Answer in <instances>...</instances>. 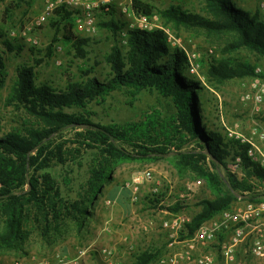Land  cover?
I'll return each instance as SVG.
<instances>
[{"label": "trees", "instance_id": "trees-1", "mask_svg": "<svg viewBox=\"0 0 264 264\" xmlns=\"http://www.w3.org/2000/svg\"><path fill=\"white\" fill-rule=\"evenodd\" d=\"M5 1L0 0V3ZM12 1L17 7L26 0ZM134 9L145 16H152L156 10L154 5L138 0L134 1ZM206 10L211 20L174 6L161 15L178 27L234 33L237 36L234 48L245 49L264 61V20L243 9L238 0H206ZM99 11L110 16L100 27L122 40L126 24L116 20L115 6L106 5ZM52 17L50 26L57 36L61 33V41L70 45L78 58L85 59L91 40L75 34L74 14L58 9ZM55 42L59 43L60 39L57 37ZM7 45L11 48L10 43ZM121 46H116L106 58L111 77L105 82L91 78L56 90L49 84L36 83L35 67L18 69L8 101L11 106L25 110L41 126L27 130L26 134L0 129V248L17 250L25 243L28 238L25 217L32 210L43 217L45 228L56 229L68 221L82 227L90 213L89 206L98 199L105 182H113V168L126 162L171 157L176 161V169L183 173L191 171L204 181L214 199L201 202L202 211L186 225L182 240L192 237L204 223L231 209L239 197L250 202L262 199L260 193L253 192L248 180L240 181L231 174L225 179L221 175V167H227L228 158L237 154L243 158L248 177L264 181V169L247 157L246 147L228 141L222 133L202 124L200 92L203 86L190 74L185 51L172 48L161 30L128 31L126 44L122 42ZM47 53L52 55V47ZM41 63L37 61V65ZM212 69L211 74L220 81L254 75V70L238 73L224 65ZM6 76L5 59L0 55V90ZM123 89L135 98L143 92L156 93L169 101L171 111L165 117L156 111L138 123H94L89 105L105 101ZM66 129L80 130L77 133L80 148L96 154V161L89 169L88 189L75 201H66L52 176L40 173L51 169L54 163L65 165L70 162L69 157H74V153L65 151L63 144L55 145L54 136ZM189 143H195L197 148L181 152ZM170 147L177 151L172 152ZM208 159L211 167L207 166ZM26 186L30 190L25 192ZM162 255L160 249L145 251L137 254L132 264H154Z\"/></svg>", "mask_w": 264, "mask_h": 264}, {"label": "rangeland", "instance_id": "rangeland-1", "mask_svg": "<svg viewBox=\"0 0 264 264\" xmlns=\"http://www.w3.org/2000/svg\"><path fill=\"white\" fill-rule=\"evenodd\" d=\"M102 1V0H99ZM136 1V0H134ZM145 4L154 5L156 10L149 20L158 26L169 29L176 43L171 41L172 48H179L190 55H195L199 65L198 76L192 75L199 81L203 90L200 92L202 107L201 122L205 127L224 135L221 123L231 127L248 128L247 117L250 113L249 105L242 101V96L249 90L255 80L264 82V61L256 54L245 49L234 48L237 36L234 33H216L202 27L187 29L169 23L161 15L170 7H181L184 11L211 20L206 10V0H138ZM262 0H238L239 5L253 15L264 20ZM46 0H26L15 6L12 0L0 3V55L5 59L6 80L0 90V129L5 131L37 129L41 123L31 117L23 109L11 106L8 99L12 87L17 79L18 69L21 67H35L36 83H46L56 90H63L71 82H83L86 79L98 78L105 82L111 77V69L106 58L116 46H121L122 40L116 38L108 29L100 27L110 16L97 11L99 31L94 36L75 34L91 40L86 48L87 56L80 59L72 51L70 45L65 44L62 34L57 36L49 22L40 30L34 32L39 44L34 46L20 38V31L31 20L44 11ZM129 0H109V5L117 9L116 20L127 25L121 13V6ZM122 4V5H121ZM122 6V7H123ZM16 34V36H13ZM58 37L59 43L55 42ZM10 43V47L7 45ZM52 47V55L47 50ZM122 47V46H121ZM186 53V55H187ZM37 61H42L37 65ZM227 66L238 73L254 75L236 76L232 79L220 81L211 71L213 66ZM246 67H248L246 69ZM261 70V72H257ZM94 114L96 124L125 125L138 123L144 117L159 112L163 117L171 111L169 101L156 93L143 92L133 97L128 90L114 92L105 101L98 100L89 105ZM264 120V109L261 114ZM80 130L66 129L54 136L55 145H64L66 152L74 153L69 157L70 162L65 165L54 163L51 169L40 173H49L56 181L66 201H75L83 197L88 189L89 169L96 161L95 151L86 150L77 143ZM195 143L186 144L181 152L196 149ZM176 152L175 147L169 148ZM175 160L171 157L138 160L116 165L113 168V182H105L98 199L89 206V215L83 220L82 227L74 222H63L56 229L45 228V220L35 211H29L25 217V233L28 236L17 250L0 248V264H55L58 258L72 259L78 248L93 245L96 248L111 247L115 249V259L121 264H132L137 254L160 249L162 256L171 252L169 233L163 228V223L177 216H185L191 220L202 211L203 200H213L214 196L204 181L199 180L194 173L181 172L175 167ZM210 166V159L207 160ZM146 168L154 170V180L145 184L139 195V202L131 203V192L125 189V184L138 172ZM245 172V170H244ZM231 174L227 167H221V175L226 179ZM232 175V174H231ZM245 178L253 186L255 193L262 186V180L255 176ZM240 180V181H242ZM201 181V185H195ZM191 190L188 191L189 186ZM160 188V194H152L153 187ZM30 187L26 186L25 192ZM248 193V192H247ZM252 193V192H251ZM261 194V193H260ZM262 195V194H261ZM112 201V205L107 202ZM178 208L177 210H173ZM107 225V226H106ZM109 230H105L106 227ZM186 230H183V232ZM182 232L180 234L181 239ZM203 254L216 257V264L221 258L217 243L201 249ZM103 258L92 253L89 264H104ZM241 264H264V260L242 256Z\"/></svg>", "mask_w": 264, "mask_h": 264}, {"label": "built area", "instance_id": "built-area-1", "mask_svg": "<svg viewBox=\"0 0 264 264\" xmlns=\"http://www.w3.org/2000/svg\"><path fill=\"white\" fill-rule=\"evenodd\" d=\"M109 5V0H46L44 11L41 15L31 20L20 31V38L34 46L39 41L34 32L44 27L58 9H65L74 14L76 29L79 34L94 36L98 33L97 11L101 7ZM122 5V4H121ZM123 6V5H122ZM121 6V13L127 23L121 33L122 42L126 44L128 31L140 30L151 32L161 30L165 33L169 42L176 39L169 29L153 24L148 16L141 15L134 9V0ZM264 8V0L261 1ZM16 36V34H13ZM187 53V52H186ZM189 71L198 76L199 65L196 56L187 53ZM258 73L261 70L258 69ZM242 101L249 105L250 113L247 117L248 128L227 125L221 117L224 136L228 141L239 143L246 147L247 157L264 169V120L261 114L264 109V82L255 80L249 90L242 96ZM238 149V148H237ZM241 152V150H238ZM237 151V152H238ZM229 172L237 179L245 178L244 162L241 155L233 154L227 160ZM154 180V170L146 168L136 173L125 184V189L131 192V203L139 202L141 189L145 184ZM201 185V181L194 183ZM189 186V185H188ZM192 188L189 186L188 191ZM257 192L262 194L259 202L245 201V197H239L231 209L223 211L212 220L204 223L196 233L187 239L180 240V234L190 219L185 216H177L163 223V228L169 233V254L161 257L155 264H216V257L212 254H197L200 249L217 243L221 261L219 264H241L240 252L252 259L264 260V182L258 187ZM152 194L159 195L160 188L153 187ZM112 205V201L107 202ZM221 237L223 239L221 240ZM115 249L111 247L96 248L93 245L78 248L74 258H58L55 264H86L92 253L101 256L104 264H121L115 259Z\"/></svg>", "mask_w": 264, "mask_h": 264}, {"label": "crops", "instance_id": "crops-1", "mask_svg": "<svg viewBox=\"0 0 264 264\" xmlns=\"http://www.w3.org/2000/svg\"><path fill=\"white\" fill-rule=\"evenodd\" d=\"M106 226H107V225H106ZM106 226H105V227H106ZM105 230L107 231V230H109V228H108V227H106V228H105ZM203 249H205V248H203ZM201 253H203V252H202V250L200 249V251H199L197 254H201ZM240 253H241V254H240V256H239V260H240V259H241V257L243 256V254H242V251H241ZM88 261H89V260H88ZM88 261H87V263H86V264H89V262H90V261H89V262H88ZM154 264H155V263H154Z\"/></svg>", "mask_w": 264, "mask_h": 264}]
</instances>
